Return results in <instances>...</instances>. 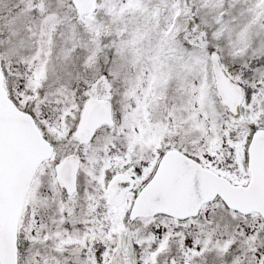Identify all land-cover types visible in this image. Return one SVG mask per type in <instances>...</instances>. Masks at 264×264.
<instances>
[{
    "label": "snow or ice",
    "instance_id": "1",
    "mask_svg": "<svg viewBox=\"0 0 264 264\" xmlns=\"http://www.w3.org/2000/svg\"><path fill=\"white\" fill-rule=\"evenodd\" d=\"M0 264H264V0H0Z\"/></svg>",
    "mask_w": 264,
    "mask_h": 264
}]
</instances>
